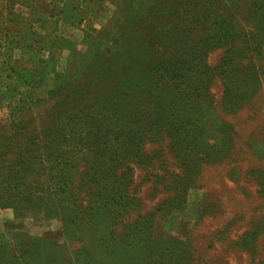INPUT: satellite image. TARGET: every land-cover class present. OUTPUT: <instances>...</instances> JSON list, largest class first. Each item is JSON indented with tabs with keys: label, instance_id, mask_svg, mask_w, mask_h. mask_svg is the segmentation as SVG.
Masks as SVG:
<instances>
[{
	"label": "rangeland",
	"instance_id": "obj_1",
	"mask_svg": "<svg viewBox=\"0 0 264 264\" xmlns=\"http://www.w3.org/2000/svg\"><path fill=\"white\" fill-rule=\"evenodd\" d=\"M156 2L0 0V264H264L262 15L249 14L251 0H218L230 34L197 30L181 44L209 43L208 93L182 116L206 145L183 159L164 135L137 138L127 114L143 94H112L118 76H107L144 41L130 16ZM177 9L152 18L150 33H181ZM250 65L257 80L246 86ZM97 124L105 140L131 137L142 157L122 154L114 139L80 140Z\"/></svg>",
	"mask_w": 264,
	"mask_h": 264
},
{
	"label": "trees",
	"instance_id": "obj_2",
	"mask_svg": "<svg viewBox=\"0 0 264 264\" xmlns=\"http://www.w3.org/2000/svg\"><path fill=\"white\" fill-rule=\"evenodd\" d=\"M251 1L254 9L248 10L249 14L258 16V19L262 15L260 20H263V22H261L256 19L259 25L257 24L255 31L259 32H255V40L260 44H264V25H260L264 24V15L263 12L260 11L264 9V0ZM216 2H218V0H158L154 5H147L144 11L136 12V14L130 16L134 31L136 32V30L138 31L141 29V32H143L144 39L141 37V40H144L143 43L139 46L136 45L137 47L135 50L123 53V58L117 60L118 64H113V68L108 69L109 72L107 76H111V73L115 74V72L116 76H118L117 81H115L113 85L112 94H116L114 92H118L123 88H130L135 100L139 96L137 91L143 94L139 96V98L141 97L142 99L138 98L132 106L131 112L127 114V118L132 117L135 119V121H133L136 127L134 133H136L137 138L141 142H144L146 134L149 132L154 133V131L161 136L164 135L170 143L171 148L176 151L178 158L185 159L188 158L189 155L191 156L190 159L196 158L197 154H201L198 146H203L204 144L200 141V136L197 135V133L200 132L197 128L198 126L193 125L191 129L190 126L192 123H186L182 116L185 115L188 108L192 110L196 109L198 105L200 106L202 102L205 101L202 100L203 95L208 93V82L207 79H205V75H203L204 67L203 61L201 60L203 54L201 53L209 43H204V39L199 37L201 41L198 40V43H200V45H194V43L190 44L189 48H187L190 51L186 48H184V50L180 49V46L182 43L188 42L191 38L195 37L197 30L205 31L209 28H215V35L220 39L224 38V35L230 34L227 23H225L223 19H219V13L214 11V6L219 4ZM178 7L181 10L180 15H183L181 20L185 23L183 25L184 27L181 29V33H163L162 31L150 33L153 27L150 23L152 18L158 19L160 15L178 13ZM174 8H176V11L172 12ZM207 21H209L208 24ZM193 31L195 32L193 33ZM140 36L141 34H138L136 38ZM220 39H216L217 41H213V43L219 42ZM136 40H138V38ZM133 41L134 39L132 42ZM253 48L257 49V47ZM169 52H171L172 56ZM114 56L116 55L112 54L111 57ZM229 64L231 63H229L227 57H223L221 58L218 68H223L222 72H224ZM205 66L207 67L206 64ZM127 69H129L128 73L125 74ZM118 70L121 71L122 74H120ZM246 72L248 73H243L244 79L242 81L245 82L246 86L249 84L252 85L257 80L255 66H248ZM134 73H137L138 76L132 78ZM252 80H254L253 83L251 82ZM230 84H232V82L229 79V81L225 83L224 100H228L227 97L232 95V85ZM132 87L133 89H131ZM187 90H190L191 93L186 92ZM237 96L240 99V96ZM149 99L150 101H154L146 103ZM149 104H152V110L149 109ZM241 106H243L242 103L236 105L237 108ZM125 115V112L122 111L120 119H125ZM146 115L147 118H145ZM139 120L143 123H146V121L148 123H146L145 126L142 125ZM105 129L106 128H102L100 124H97L96 128H85L82 133L85 137H80V140L87 138L89 142L94 140L95 144H98V142L103 144V142L112 141L114 139L117 143L124 146H122V154H136L142 157L143 152H137L133 150L132 147H129V145H132L131 137H127L123 133H116L114 137L112 136L110 139L105 140L107 136V131L103 132ZM95 146L97 150L98 145ZM189 148L191 150L196 149L195 153L190 151ZM96 150L93 152L96 153L98 151ZM207 157H210V154L207 155ZM189 168L191 171V167H187V169ZM174 201H178L177 198L169 200L168 203Z\"/></svg>",
	"mask_w": 264,
	"mask_h": 264
}]
</instances>
